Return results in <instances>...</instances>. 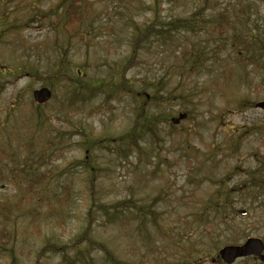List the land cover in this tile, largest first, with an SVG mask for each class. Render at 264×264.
Wrapping results in <instances>:
<instances>
[{"label": "rangeland", "instance_id": "obj_1", "mask_svg": "<svg viewBox=\"0 0 264 264\" xmlns=\"http://www.w3.org/2000/svg\"><path fill=\"white\" fill-rule=\"evenodd\" d=\"M82 1L91 3L93 13L84 18L78 34L67 44V33L57 23L63 0H0V229L4 227L13 236L8 247L17 264H62L59 257L49 253L42 258L37 255L46 241L62 247L82 235L88 223L89 189L85 180L87 176L91 178V173L95 202L131 199L136 204L154 205L152 214L146 216L144 231L137 230L140 219L132 216L124 226L101 227L97 222L91 225L92 238L128 264H188L196 260L217 264L212 258L225 244L237 245L246 237H258L264 242L262 198L249 196L257 189L251 187V179L264 177V111L243 105L264 101V58L260 64L242 68L235 62L233 50L224 49L220 63L223 75L210 60L208 70L185 78L184 91L191 98L181 104L174 100L159 105L156 111L168 120L180 112L192 111L175 129L162 123L160 140L149 143L161 156L159 170L145 164V158L143 163L134 157L116 160L114 155L94 148L86 153L83 133L90 132L94 137L125 133L132 125L135 104L129 96L120 94L104 105L93 99L68 106L62 101L67 94V81H54L52 77V66L60 58L57 47H68V74L79 72L86 80L107 79L110 67L130 51L133 26L151 22L154 14L152 0ZM202 5L203 0H159V21L188 16ZM54 8L57 12L49 14ZM209 8H228L231 25L226 39L231 41L235 32L244 37L253 33L264 44V4L254 0H219L211 2ZM213 39L217 38L207 33L188 36L182 39L180 49L176 44H152L142 54L139 51V60L127 71L126 81L137 89L144 81L162 77L166 79L164 89L171 90L179 81L181 49L188 47L186 44L210 45ZM54 40L59 42L53 44ZM113 70L118 71V65ZM113 77L119 83L120 77ZM219 83L221 87L217 86ZM43 87L55 97L38 104L32 92ZM40 118L42 125L37 127ZM49 130L64 133L67 146L59 157L32 171H50L57 176L49 184L29 189L22 176L26 169L23 164L27 157L52 150L44 148L46 140L55 134ZM85 154L94 168L92 172L81 168L83 171L73 176L70 172L59 174ZM191 157L190 163L186 162ZM198 160L206 164L196 165ZM193 167L197 171L189 173ZM62 182H70V200L64 203ZM241 185L244 190L237 194ZM221 193L226 194L221 196L225 198L226 210L233 207L236 212L231 211L226 223L216 226L215 221L214 228L204 229L201 223H194L195 213L212 210L213 205L205 206L208 198ZM239 210L246 212L241 215ZM68 253L74 255L73 250ZM90 255L92 263L104 264L102 252ZM11 263L9 251H0V264Z\"/></svg>", "mask_w": 264, "mask_h": 264}, {"label": "trees", "instance_id": "obj_2", "mask_svg": "<svg viewBox=\"0 0 264 264\" xmlns=\"http://www.w3.org/2000/svg\"><path fill=\"white\" fill-rule=\"evenodd\" d=\"M62 14L58 17L57 23H61L67 36L64 37L65 42L68 44L71 38L78 34V28L82 24L86 16L93 13V9L90 2H83L82 0H63ZM213 2H219V0H203V5L194 9V11L188 16L172 17L164 21H159L158 4L159 0H152V12L154 17L151 22L144 24L143 26L134 25L130 43V51L123 59L115 62L111 67L110 76L105 78H90L86 80L79 72H75L74 75L68 74L66 69L68 68V47L64 44L58 46L57 55L60 53V58L52 66V77L54 81L66 80L67 81V93L62 98V101H66L68 106L73 104H84L91 100L99 99V102L104 105L109 103L114 97H118L120 94L129 96L135 104L134 107V119L130 129L125 133L115 137H94L90 132L83 133V148L86 153L90 152L92 148L102 149L108 154L115 156L116 160H127L130 157H134L138 162L143 163L146 159L150 166L154 165V170H159L161 166V156L156 153V150L149 146V143L153 140H160L158 134L160 125L166 123L169 129H175L167 118H161L156 109L160 104L177 100L181 104L184 100L191 98L190 94L184 91L185 78L198 75L204 70L209 69L210 60L217 66V72L224 74L222 69L221 52L225 49L233 50L235 62L238 66L245 68L248 65L260 64V59L264 58V44L260 38L250 33L246 37L241 36L235 32L231 35L232 40H228L225 37L227 29L231 25V15L227 9L223 11H216L209 8V4ZM264 4V0H254ZM230 5V2H228ZM66 6V7H65ZM65 7V8H64ZM211 10V13L208 11ZM57 12L56 8L50 10L49 14ZM41 14H36L37 17ZM21 26V25H20ZM15 28V27H11ZM18 28V27H17ZM20 29V28H19ZM233 29V27H232ZM71 31V33H69ZM69 33V34H68ZM202 33H207L213 39L212 44L207 45H188L186 48H182L183 52H179L180 64L177 67L179 71V81L171 90H166V79L159 78L154 81H144L137 86V89L132 88L126 81V73L131 68L135 67L139 56L144 50L148 49L152 44L159 47H168L174 44L180 49L183 46L182 39L188 36H201ZM1 35V34H0ZM58 40H54L53 44L58 43ZM141 50V54H138ZM264 61V59H263ZM262 61V62H263ZM114 65H118V71H114ZM36 73V70L34 71ZM114 76H119V83H115ZM24 76V75H22ZM83 78V81H81ZM54 83L50 84L51 91L55 93ZM221 87V84H217ZM2 88V85H0ZM55 95L51 98H54ZM244 102V101H243ZM248 107H253V102L243 103ZM186 113L191 116L192 111L188 110ZM36 123L37 127L42 125V120ZM53 129V127H52ZM55 133L51 139H47L44 148L52 149L46 153L41 151L36 157H27V163L23 164L26 169H23L22 176L27 180L29 189L36 187L37 185L49 184L54 176L50 171L44 173H38L32 171L34 167H38L41 164H45L51 161L53 158H57L61 155L62 150L67 146L66 135L59 131L49 130ZM149 146L146 149V146ZM31 156H33L30 153ZM158 159L154 163L153 159ZM145 158V159H143ZM88 155L85 154L83 158L70 162L59 174L70 172L69 175L79 174L86 169L85 172L93 171V167L88 164ZM191 158H187L186 162L190 163ZM156 164V165H155ZM89 166V168H88ZM82 168V169H81ZM72 175V176H73ZM89 189V204L87 216V225L83 229L82 235L69 242L70 245H62L55 247L50 242L46 241L45 245L40 248L38 257L46 254H51L60 258L62 264H94L92 263L91 252L99 251L103 253L104 264H128L126 261L117 258L105 245L94 240L90 234L91 225L95 222L101 223V227L116 224L120 226L128 225L131 221L130 216L133 219L139 218L140 221L137 226V230L144 231L146 228V216L152 214L151 207L149 205L136 204L131 199H122L112 203H106L98 200L95 202V190H94V175L91 173V178L87 176L85 180ZM70 182H62V202L70 200ZM158 200V199H156ZM225 198L212 201L213 208L211 211L201 210L193 215L194 223L202 224L204 229L214 228L215 221L220 223H226L230 217V211L223 208H216L220 206H226L224 202ZM3 208L6 206L2 205ZM13 239L12 234L4 227L0 229V251H9V259L12 260L11 264H17V260L13 255V251L10 247ZM68 250H73L74 255H69Z\"/></svg>", "mask_w": 264, "mask_h": 264}, {"label": "water", "instance_id": "obj_3", "mask_svg": "<svg viewBox=\"0 0 264 264\" xmlns=\"http://www.w3.org/2000/svg\"><path fill=\"white\" fill-rule=\"evenodd\" d=\"M50 97V91L47 88H40L32 92V98L38 103H43ZM255 107L264 111V101H259L255 103ZM186 118V114L180 113L177 117L171 119L173 124H178L180 120ZM244 213V212H241ZM262 241L255 238H248L240 246L227 245L219 250L221 258L226 262L230 263L235 258L244 257L247 255H256L261 261H264V254Z\"/></svg>", "mask_w": 264, "mask_h": 264}, {"label": "bare ground", "instance_id": "obj_4", "mask_svg": "<svg viewBox=\"0 0 264 264\" xmlns=\"http://www.w3.org/2000/svg\"><path fill=\"white\" fill-rule=\"evenodd\" d=\"M255 170H260V169H255ZM255 170H253V171H255ZM250 184H251V187H254V186H257V189L255 190V191H251L250 193H249V196L252 198V199H256V198H262L261 199V201H260V207L264 210V177H262V178H260V179H254V178H252L251 179V181H250ZM244 189H243V185H241L239 188H238V190H237V194L239 193V191H243ZM230 194H231V191H230ZM221 196H226V194L225 193H221L220 194V196L218 197V196H214V197H209L208 198V204L207 205H205V206H210L211 205V202L212 201H216L217 199H216V197H218V199L220 200V199H222L221 198ZM204 206V207H205ZM217 208H223V209H226V206H220V207H217ZM229 211L231 212H233V211H235L236 212V210L233 208V207H231L230 209H229ZM239 214H241V215H244L245 214V212L246 211H244V210H239V211H237ZM241 212H244V213H241ZM231 214V213H230ZM250 238H255V239H259V240H261L262 241V239H260V238H258V237H250ZM262 243L264 244V242L262 241Z\"/></svg>", "mask_w": 264, "mask_h": 264}, {"label": "flooded vegetation", "instance_id": "obj_5", "mask_svg": "<svg viewBox=\"0 0 264 264\" xmlns=\"http://www.w3.org/2000/svg\"><path fill=\"white\" fill-rule=\"evenodd\" d=\"M200 164L203 166L206 163L204 162L202 164V162H201ZM263 171H264V165H263ZM207 259H208V257H207ZM212 259H213V262H216L217 264H226L221 259V257L219 256L218 252H217V254H215V256H213ZM237 263H241V264H264V262L259 261L258 258H256L255 256H246L244 258H237V259H234L232 262H230L228 264H237Z\"/></svg>", "mask_w": 264, "mask_h": 264}]
</instances>
